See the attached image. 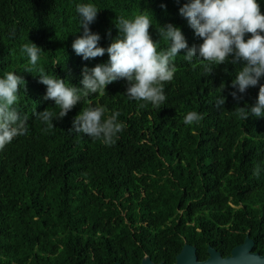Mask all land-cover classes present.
Masks as SVG:
<instances>
[{"label": "trees", "instance_id": "1", "mask_svg": "<svg viewBox=\"0 0 264 264\" xmlns=\"http://www.w3.org/2000/svg\"><path fill=\"white\" fill-rule=\"evenodd\" d=\"M185 2L0 0V78L11 71L27 82L17 107L29 117L28 134L0 151V264H140L144 256L173 264L184 243L202 261L209 246L229 255L247 232L252 251L264 256V117L242 121L233 111L255 105L264 76L237 102L231 82L242 64L209 65L207 75L204 64L194 57L192 67L182 50L160 108L131 100L120 80L105 94L82 98L53 120V129L46 131L33 115L60 111L44 99L41 71L82 88L83 69L108 63L107 53L83 60L72 50L83 34L78 4L100 9L89 26L100 36L99 47L118 37V17L146 10L154 19L150 35L163 50L168 42L157 29L169 23L189 48L203 43L179 15ZM258 2L264 14V0ZM28 41L43 51L35 66L21 53ZM220 94L224 110L215 107ZM85 100L105 107L106 117L120 113L125 128L113 144L72 131L76 115L89 106ZM190 111L204 119L185 124Z\"/></svg>", "mask_w": 264, "mask_h": 264}, {"label": "clouds", "instance_id": "2", "mask_svg": "<svg viewBox=\"0 0 264 264\" xmlns=\"http://www.w3.org/2000/svg\"><path fill=\"white\" fill-rule=\"evenodd\" d=\"M179 3V0H176ZM98 9L92 3L78 4L79 29L83 34L76 38L71 48L83 60L102 57L107 53L108 63L98 64L91 70L83 69L82 88L71 86L65 80L43 71L39 74V82L46 86L45 100H52L60 111L57 113L45 109L33 115L47 127L46 131L55 128L54 119L64 118L82 98L89 94H105L106 87L114 82H127L126 95L135 101L151 104L160 108L166 101L164 85L170 83L177 72L175 57L184 50V60L192 64L202 62L207 75L213 68L209 65H238L231 82L236 91L230 93L239 102L250 87H256L264 76V14L258 0H187L179 8V15L184 18L196 37L203 43L188 47L180 28L172 24L160 27L157 33L168 42L166 49L160 50V43L153 41L150 28H153V16L149 11L142 10L131 18L121 15L115 24L119 35L106 49L99 47L100 36L90 31L89 26L96 20ZM246 35L250 38L245 39ZM42 49L28 41L21 47L31 65L35 66L40 59ZM229 57H232L231 60ZM27 82L15 72H6L0 78V151L4 150L15 138L28 134L27 115L23 117L17 105L23 86V94L27 91ZM225 85L221 83L220 93ZM238 93L240 95H238ZM226 97L221 94L215 107L223 109ZM83 107L73 120L72 131L83 134L94 140H101L110 145L115 142L118 133L125 125L118 121L120 113L113 112L106 117L103 106ZM143 106V104L141 105ZM224 110V109H223ZM240 120L249 116L264 117V85L259 87L257 101L254 106L237 107L233 110ZM204 115L190 111L184 117L187 125L198 124ZM253 175L259 177L260 168L254 169Z\"/></svg>", "mask_w": 264, "mask_h": 264}, {"label": "water", "instance_id": "3", "mask_svg": "<svg viewBox=\"0 0 264 264\" xmlns=\"http://www.w3.org/2000/svg\"><path fill=\"white\" fill-rule=\"evenodd\" d=\"M253 241L247 232L243 243L235 246L229 255L223 257L220 252L212 247H208V257L205 260H198L196 248L184 243L180 252L175 257L173 264H264V256L252 251ZM120 264V263H116ZM140 264H164L154 263L149 256H144Z\"/></svg>", "mask_w": 264, "mask_h": 264}]
</instances>
